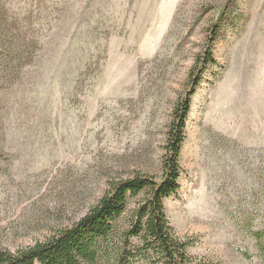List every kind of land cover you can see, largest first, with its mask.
Segmentation results:
<instances>
[{
    "label": "rangeland",
    "instance_id": "374dc122",
    "mask_svg": "<svg viewBox=\"0 0 264 264\" xmlns=\"http://www.w3.org/2000/svg\"><path fill=\"white\" fill-rule=\"evenodd\" d=\"M214 27L163 205L193 261L259 264L243 253L264 223V0H0L1 248L75 223L110 181L159 180Z\"/></svg>",
    "mask_w": 264,
    "mask_h": 264
},
{
    "label": "trees",
    "instance_id": "16d2710c",
    "mask_svg": "<svg viewBox=\"0 0 264 264\" xmlns=\"http://www.w3.org/2000/svg\"><path fill=\"white\" fill-rule=\"evenodd\" d=\"M188 74L190 91L173 110L165 138L159 180L136 174L110 181L99 201L70 226L57 229L43 241L15 251L0 247V264H202L187 254L169 224L163 201L176 197L180 185L179 156L185 140L190 98L209 65H214L210 47L217 27ZM143 196L133 207L131 199ZM255 255L247 260L264 264V223L249 231Z\"/></svg>",
    "mask_w": 264,
    "mask_h": 264
}]
</instances>
